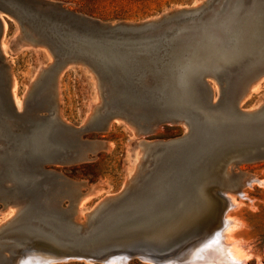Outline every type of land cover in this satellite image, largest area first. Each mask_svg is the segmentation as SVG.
Wrapping results in <instances>:
<instances>
[{"label": "water", "instance_id": "1", "mask_svg": "<svg viewBox=\"0 0 264 264\" xmlns=\"http://www.w3.org/2000/svg\"><path fill=\"white\" fill-rule=\"evenodd\" d=\"M4 17L17 23L16 44L40 46L50 57L19 107L1 46ZM70 63L86 65L100 92L81 124L58 112L57 78ZM263 74L264 0H199L117 21L59 0H0V200L15 207L0 225V264L52 255L35 240L98 263L116 252L125 262L195 259L182 248L203 238L210 208L239 180L233 168L264 158V102L241 105ZM116 119L136 133L166 122L185 129L148 142L122 188L76 220L82 181L48 165L91 159L103 139L82 135Z\"/></svg>", "mask_w": 264, "mask_h": 264}, {"label": "rangeland", "instance_id": "2", "mask_svg": "<svg viewBox=\"0 0 264 264\" xmlns=\"http://www.w3.org/2000/svg\"><path fill=\"white\" fill-rule=\"evenodd\" d=\"M59 1H62V5L71 10L101 20L117 21L138 20L154 16L170 6L196 3L199 0ZM4 20L5 30L1 46L3 44L5 46V48H3L4 46L2 48L13 76H11V86L13 83L12 78L15 82L13 85L15 89L11 87V90L13 89L16 94H14V91H11V93L14 101L16 99L18 103L20 101L18 105L15 102L19 107L28 84L50 57L46 50L40 46L16 44L13 38L18 30L17 23L14 19L8 17H4ZM251 84L252 86L256 85L241 101L243 107H255L264 102V74L256 78ZM99 99L100 92L96 78L86 65L70 63L61 70L57 78V100L58 112L65 121L72 124L83 123L92 106ZM184 129L185 127L181 123L166 122L161 123L153 132L147 134L136 133L127 122L118 119L112 120L106 130L88 131L82 135L89 138L103 139V147L99 148L91 159L67 165H47L56 168L74 180L82 181L78 190L83 195L81 194L79 198L78 208L74 214L76 220H82L84 212L90 211L101 198L118 192L126 180L136 172L148 142L177 136ZM233 169L241 170L240 174L242 173V176L239 175L241 180L225 190V193L231 194L235 203L227 207L226 211L223 210L221 216L223 220L220 217L216 219L218 208L211 207V225L207 229L211 230L215 227L216 231L206 232V229L203 238L197 242L195 241L197 245L193 251H190L193 246H190V243L186 244L189 245L188 249L190 248L188 251L191 254L189 255L195 256V259L197 257L199 260L197 262V259H193L194 262L196 261L195 264H264V158L240 162ZM244 172H246L245 178ZM234 191H237V193H234ZM238 194L240 195L238 196ZM232 195H235V197ZM236 200L239 202H236ZM223 201V198H221L220 205ZM65 203V200L61 201V204L64 205ZM11 209H13V214L15 210L13 204L3 206L0 200V225L12 215L10 214ZM228 231L229 235L225 237V233ZM225 239L230 240L232 243H227ZM205 240H209L207 244ZM31 244L47 245L46 247L51 250L52 255L46 256L39 252L21 254L13 257V264H154L151 261L137 258H131L125 262L124 255L119 252V254L116 252L107 262H91L86 256L81 255L80 260L79 254L72 255V253H67L49 242L36 240L32 241ZM56 252L61 253V255L56 257ZM4 253L7 252L4 251ZM187 259V257H182L179 261H175L166 257L155 264H191L192 259H190L191 261L182 262ZM201 260L204 263H201ZM192 264L194 263L192 262Z\"/></svg>", "mask_w": 264, "mask_h": 264}, {"label": "bare ground", "instance_id": "3", "mask_svg": "<svg viewBox=\"0 0 264 264\" xmlns=\"http://www.w3.org/2000/svg\"><path fill=\"white\" fill-rule=\"evenodd\" d=\"M4 26H5V24H4ZM1 41H2V40H1ZM3 46H4V44L2 45V47H3ZM3 48H5V46H4ZM3 48H2V49H3ZM11 76H12V75H11ZM12 77H13V76H12ZM12 80H13V81H12L13 83H12V86H11V87H12L13 89H15V87H13V85H14V83H15V82H14V78H12ZM255 80H256V79H255ZM257 82H258V81H257ZM257 82H256V83H257ZM254 85H256V84H254ZM254 85L252 86V84H250V87H249L247 93L245 94V96H246L247 94H249V92L252 90V88L254 87ZM257 85H258V83H257ZM13 89H12L11 91H14ZM253 91H254V90H253ZM14 92H15V91H14ZM14 94H16V92H15ZM12 95H13V94H12ZM250 95H251V94H250ZM15 96H16V95H15ZM15 96H14V97H15ZM245 96H244V97H245ZM244 97H243V98H244ZM16 98H17V97H16ZM16 98H15V99H16ZM244 99H245V98H244ZM244 99H242V100H244ZM15 102H17V103H16L17 105L20 104V101H19V103H18L17 99H16ZM19 106H20V105H19ZM245 173H246V172L243 173V174H244V178H245V176H246ZM240 175L242 176V173H241ZM248 175H249V174H248ZM249 176H250V175H249ZM240 178H241V177H240ZM244 178H243V179H244ZM243 179H242V180H243ZM256 179H257V178H256ZM240 180H241V179H239V181H240ZM241 182H242V181H241ZM251 182H252V181H251ZM256 182H257V181H256ZM242 183H243V182H242ZM242 183H241V184H242ZM251 184H252V183H251ZM247 188H248V187H247ZM242 189H245V188H242ZM237 191H238V190H237ZM237 191H234V193H235V192L237 193ZM240 191H241V190H240ZM228 192L231 193L230 191H228ZM242 192H244V191H242ZM239 193H240V192H239ZM232 194H233V193H232ZM244 194H246V193H244ZM82 195H83V194H82ZM239 195H240V194H238V196H239ZM232 196L235 197V195H232ZM244 196H245V195H244ZM223 200H224V201H223L222 205H220V200H219V205H218V206H216V205L214 206L216 209L218 208V210H217V212H216V219H217V217H218V219H219V217H220V218H222V220H223V217H221V216H222V212H223V210L226 211L227 207H230L231 204L235 203V201H234L233 198L231 197V194L229 195L228 193H225V196H224ZM236 202H239V201L236 200ZM225 207H226V208H225ZM212 208H213V207H212ZM212 208H211V209H212ZM12 210H13V209H11V213H10V214H12ZM10 214H9V215H10ZM233 219H234V218H233ZM232 221H233V220H232ZM223 224H224V223H223ZM225 228H227V227H225ZM215 229H216L215 227L212 228L211 230H208V229H207L206 232H208V231H211V232L214 231V232H215V231H216ZM223 229H224V228H223ZM221 232H222V231H221ZM209 233H210V232H209ZM209 233H207V234H209ZM221 234H223V233H221ZM203 235H204V234H203ZM227 235H229V231H228L227 233H225V237H227ZM205 236H206V235H205ZM222 236L224 237V235H222ZM228 238H229V236H228ZM230 240H231V238H230ZM230 240L225 239V241H226L227 243L232 241V240H231V241H230ZM35 241H36V240H35ZM39 241H40V240H39ZM231 243H232V242H231ZM190 244H191L190 246H193V248H191L192 250H190V248L188 249L189 245H186V244H185V245L183 246V248H182V249H185L189 254H191V253H190L188 250L193 251V250L195 249L194 247L197 245V243H196V242H193V243H190ZM36 245H37V244H36ZM40 245H41V244H40ZM51 249H52V248H51ZM55 251H56V250H55ZM67 253H68V252H67ZM119 253H121V254H123V255L125 256V252H119ZM119 253L117 252V254H119ZM38 254H39V253H38ZM59 255H61V253L56 252L55 256L58 257ZM63 255L65 256V253H64ZM66 255H67V254H66ZM70 255H71V254H70ZM72 255H73V254H72ZM79 255H80V256H79V259H80L81 255H83V254H79ZM193 255H194V254H193ZM42 256H43V255H42ZM70 257H71V256H70ZM83 257H85V255H83ZM86 257H87V256H86ZM193 257H195V256H193ZM17 259H19V258H17ZM64 259H65V258H64ZM69 259H70V258H69ZM196 259H197V260H196ZM196 259H195V260L198 262L199 260H198L197 257H196ZM21 260H22V259H21ZM23 260H24V259H23ZM80 260H81V259H80ZM122 260H124V259L122 258ZM170 261H171V260H170ZM190 261H191V260H190ZM196 261H195V262H196ZM180 262H181V261H180ZM192 262L195 264V262L193 261V259H192ZM192 262H191V264H192ZM50 263H51V262H50ZM112 263H113V262H112ZM163 263H164V262H163ZM165 263H166V262H165ZM181 263H182V262H181ZM201 263H204V262L201 260ZM176 264H177V263H176Z\"/></svg>", "mask_w": 264, "mask_h": 264}]
</instances>
